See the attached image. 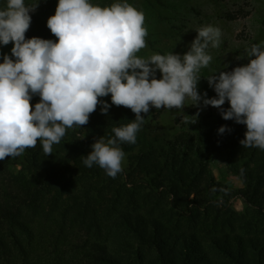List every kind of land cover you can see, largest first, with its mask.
Wrapping results in <instances>:
<instances>
[{"label": "trees", "instance_id": "trees-1", "mask_svg": "<svg viewBox=\"0 0 264 264\" xmlns=\"http://www.w3.org/2000/svg\"><path fill=\"white\" fill-rule=\"evenodd\" d=\"M30 16L25 38L55 42L47 19ZM99 99L111 105L110 94ZM133 119L128 108L111 105L105 115L97 105L52 155L37 141L0 160V264H264V160L239 144L246 126L217 109L193 124L178 117V131L159 140L144 122L135 144H120L128 165L115 178L83 164L95 140ZM216 160L239 187L216 179ZM233 199L244 203L242 217L226 212Z\"/></svg>", "mask_w": 264, "mask_h": 264}, {"label": "clouds", "instance_id": "clouds-1", "mask_svg": "<svg viewBox=\"0 0 264 264\" xmlns=\"http://www.w3.org/2000/svg\"><path fill=\"white\" fill-rule=\"evenodd\" d=\"M39 0H6L0 9V45L12 43L11 57L0 63V160L17 157L25 149L42 144L46 156L59 144L66 129L83 126L100 105L107 114L111 105L130 109L135 119L112 128L114 135L91 144L83 164H94L115 178L123 171L122 143L135 144L136 134L151 109H181L185 99L197 112L185 115L197 122L199 111L212 106L224 120L246 126L242 147L264 150V48L253 44L245 50L247 64L207 77L215 97L198 92L201 77L212 56L209 46L221 44V30L212 25L196 30L182 55L154 54L147 59L136 53L146 47L144 15L128 3L93 6L89 0H58L47 28L57 38H25L30 13ZM159 71L160 78H156ZM39 102L30 104L33 95ZM111 105L99 99L109 96ZM227 101L229 107L222 106ZM144 114V115H142ZM192 117V119H190ZM231 131L221 126L218 133Z\"/></svg>", "mask_w": 264, "mask_h": 264}, {"label": "rangeland", "instance_id": "rangeland-1", "mask_svg": "<svg viewBox=\"0 0 264 264\" xmlns=\"http://www.w3.org/2000/svg\"><path fill=\"white\" fill-rule=\"evenodd\" d=\"M31 3L33 0H29V4ZM57 3L58 0H39L35 13L43 19H48L54 15ZM89 3L101 7L111 6L114 3H128L143 13L144 27L148 33L145 37L146 47L136 53L138 58L143 59L154 54L167 55L171 52L182 55L195 38L197 29L206 25L219 28L222 33L221 44L218 48L209 46L206 51L212 56V60L206 68H201L199 71L205 79L199 80L198 92L207 93L209 98L212 96L207 92V77L219 71H231L234 67L247 64L245 50L251 45L259 44L264 48V0H89ZM228 13L244 15L228 19L226 17ZM12 46L11 42L6 46L0 45V63L3 62L5 54L15 59L11 57ZM157 75L159 79V71ZM39 100L38 94L33 95L30 104L35 105ZM184 105L183 110L151 109L145 120L147 134L152 135L149 132H154L161 140L177 132L178 125L175 120L178 117L184 120L185 115L192 116L197 112V108L192 107L190 99L186 98ZM216 110L217 108L207 106L199 113ZM255 151L264 160V150L256 148ZM124 153L122 167H127L129 153ZM212 169L216 179L228 182L234 188L240 186L239 180L234 174L227 172L220 160L213 163ZM243 210L242 200L233 199L231 207L226 212L234 211L242 217Z\"/></svg>", "mask_w": 264, "mask_h": 264}]
</instances>
